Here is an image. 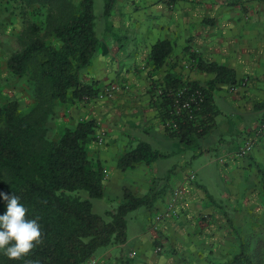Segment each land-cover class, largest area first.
Returning a JSON list of instances; mask_svg holds the SVG:
<instances>
[{
  "label": "crops",
  "instance_id": "0c3cea01",
  "mask_svg": "<svg viewBox=\"0 0 264 264\" xmlns=\"http://www.w3.org/2000/svg\"><path fill=\"white\" fill-rule=\"evenodd\" d=\"M95 16L99 44L80 76L94 83L98 93L61 104L49 137L59 139L80 121L96 120V138L87 147L103 168L104 195L120 175L119 204L125 190L151 196V204L145 211L143 206L131 211L132 222L127 215L126 242L100 248L84 264L236 262L246 252L245 242L237 238L239 221L253 222L257 215L264 219V133L256 132L264 122V0H113L108 15L104 7ZM161 41L171 51L155 67L152 48ZM199 61L231 69L236 83L210 85L216 74L200 68ZM169 77L211 92L205 131L190 142L172 136L164 125L155 89ZM112 84L120 89L103 94ZM99 132L105 133L103 143L97 140ZM249 139L253 148L240 156ZM140 142L166 156L119 168L120 155ZM248 177L253 184L240 196L235 189ZM219 187L234 192L218 194ZM176 190H181L178 215L157 221Z\"/></svg>",
  "mask_w": 264,
  "mask_h": 264
},
{
  "label": "trees",
  "instance_id": "16d2710c",
  "mask_svg": "<svg viewBox=\"0 0 264 264\" xmlns=\"http://www.w3.org/2000/svg\"><path fill=\"white\" fill-rule=\"evenodd\" d=\"M53 1L19 0L31 7L32 21L19 36L21 48L10 55L6 65L21 81L33 103L26 107L18 98H10L0 104V193L15 194L28 209L29 219L39 217L43 243L21 260H10L0 250V264H28L29 261L84 264L100 248L126 242L127 215L151 204V196L137 197L125 190L118 207L106 212L109 217L106 220L93 212L90 199L72 194L86 190L91 198L104 197L103 168L90 158L87 147L95 138L98 124L94 119L80 121L74 129L67 128L54 140L49 137L50 122L57 116L61 104L97 95L94 83L83 82L80 71L91 63L99 40L95 31L94 0ZM112 2L106 0L105 15L109 14ZM170 51L166 41L155 44L154 66H162ZM199 67L216 74L210 85L236 83L231 69L203 61H199ZM184 84L174 77L165 82L169 88ZM201 87L206 95L203 114L209 117L211 92ZM160 106L166 116V102L160 101ZM203 132H197L193 123L188 122L170 134L190 142ZM165 156L149 143L140 142L120 155L118 167L134 168L140 162L152 163ZM6 211L7 202L0 197V215ZM236 259L234 264L250 263L245 251Z\"/></svg>",
  "mask_w": 264,
  "mask_h": 264
},
{
  "label": "rangeland",
  "instance_id": "374dc122",
  "mask_svg": "<svg viewBox=\"0 0 264 264\" xmlns=\"http://www.w3.org/2000/svg\"><path fill=\"white\" fill-rule=\"evenodd\" d=\"M49 1L50 0H47V2ZM52 3H54L53 0ZM48 6H51V4L48 3ZM54 6H57V2L54 4ZM104 7L105 0H95V13L97 16H100L101 12L104 10ZM31 21V7L20 3L19 0H0V104L10 98H18L22 102L23 106L26 107H29L32 104V102H28L27 98L30 95L23 89L21 81L9 72L6 65L9 56L14 51L21 48L19 36ZM99 28L100 26L98 27V33ZM14 32L19 34L15 35ZM206 117L208 118V116ZM205 119L203 122L201 121L203 123L202 130L198 131L196 129L197 132L205 131ZM193 127L195 126L193 125ZM252 184L251 177H248L247 181L237 185L235 192H238L240 196H243L247 190L246 188H249V186H252ZM121 191L122 178L120 175H118L112 182V187L107 190L104 197L102 198H91L88 191L86 190H78L72 194L79 195L82 199H90L93 205V212L101 215L106 220H109L106 212L114 210L118 207L119 201L116 196L118 192ZM217 192L218 194H223L226 192L233 193L234 188L219 187ZM226 201L227 199H225V202ZM145 207H141L142 211H145ZM132 213L133 212L128 214V219L130 222L133 221L131 218V215H133ZM152 214H154V211ZM255 218L256 219H254L253 222L246 220L239 221L238 228H240V234L237 236V238L240 240V242H245L246 244L245 248L246 253L249 256V264H264V219L261 218V215H257ZM252 224L253 227L250 226ZM234 258V253H232L231 259ZM234 263L235 261L232 263L229 262V264ZM241 264L248 263L242 261Z\"/></svg>",
  "mask_w": 264,
  "mask_h": 264
},
{
  "label": "built area",
  "instance_id": "2783aa9c",
  "mask_svg": "<svg viewBox=\"0 0 264 264\" xmlns=\"http://www.w3.org/2000/svg\"><path fill=\"white\" fill-rule=\"evenodd\" d=\"M119 89L120 87L117 84H112L105 88L103 94H111ZM155 95L159 101H165L167 104L164 125L168 131H179L188 122L193 123L198 131L202 130V122L206 118L203 114L206 95L201 86L194 87L186 83L177 88H169L165 85H159L155 89ZM256 132L258 134L264 133V122L260 123ZM97 140L99 143H103L105 133L99 132ZM252 148L253 141L249 139L240 147L239 155L246 156ZM180 196L181 190H176L165 211L156 216L157 221L178 215L177 202Z\"/></svg>",
  "mask_w": 264,
  "mask_h": 264
},
{
  "label": "clouds",
  "instance_id": "9594fccd",
  "mask_svg": "<svg viewBox=\"0 0 264 264\" xmlns=\"http://www.w3.org/2000/svg\"><path fill=\"white\" fill-rule=\"evenodd\" d=\"M0 197L7 202V211L0 215V250L10 260H21L43 243L39 217L29 219L28 209L15 194L0 193ZM28 264H38V261Z\"/></svg>",
  "mask_w": 264,
  "mask_h": 264
}]
</instances>
